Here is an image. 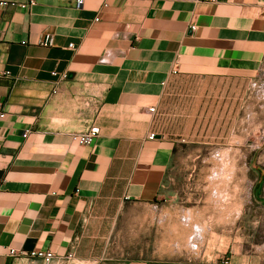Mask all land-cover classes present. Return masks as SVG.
Returning <instances> with one entry per match:
<instances>
[{
    "label": "crops",
    "instance_id": "obj_1",
    "mask_svg": "<svg viewBox=\"0 0 264 264\" xmlns=\"http://www.w3.org/2000/svg\"><path fill=\"white\" fill-rule=\"evenodd\" d=\"M29 1L0 0V264H42L32 251L149 264L103 258L100 234L126 204L165 194L178 86L259 66L264 0ZM90 130L92 145L72 140ZM224 260L264 264L242 248L187 264Z\"/></svg>",
    "mask_w": 264,
    "mask_h": 264
},
{
    "label": "rangeland",
    "instance_id": "obj_2",
    "mask_svg": "<svg viewBox=\"0 0 264 264\" xmlns=\"http://www.w3.org/2000/svg\"><path fill=\"white\" fill-rule=\"evenodd\" d=\"M224 81L175 90L165 194L128 203L109 221L98 239L103 258L187 264L242 248L264 262V57Z\"/></svg>",
    "mask_w": 264,
    "mask_h": 264
},
{
    "label": "built area",
    "instance_id": "obj_3",
    "mask_svg": "<svg viewBox=\"0 0 264 264\" xmlns=\"http://www.w3.org/2000/svg\"><path fill=\"white\" fill-rule=\"evenodd\" d=\"M76 7L78 9L82 8L84 4V0H75ZM8 4L6 2H0L1 7H6ZM34 5V1L30 0L26 4H22V8L31 7ZM40 44L45 47H51L53 45V36L51 34H46L41 40ZM6 75H9L7 72ZM150 113L154 112V108L149 109ZM6 117V113L3 111L2 107L0 106V121L4 120ZM26 137V134L23 135ZM97 137V133L95 130H90L89 132L77 136H73L72 140L81 146H90L93 144L94 140ZM154 134L149 136V139H153ZM10 255H15L14 250L10 251ZM31 259L38 260L42 262V264H52L55 256L52 252L49 251H32L28 254ZM227 260H224L223 264H227Z\"/></svg>",
    "mask_w": 264,
    "mask_h": 264
}]
</instances>
